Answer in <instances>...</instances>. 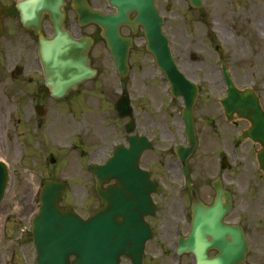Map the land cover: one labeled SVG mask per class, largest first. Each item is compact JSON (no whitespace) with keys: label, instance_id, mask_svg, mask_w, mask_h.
I'll use <instances>...</instances> for the list:
<instances>
[{"label":"rangeland","instance_id":"obj_1","mask_svg":"<svg viewBox=\"0 0 264 264\" xmlns=\"http://www.w3.org/2000/svg\"><path fill=\"white\" fill-rule=\"evenodd\" d=\"M89 1L96 7L103 4V0ZM15 2L16 0H0L1 5L6 8L7 15L10 14V9ZM157 6L165 16L164 31L173 39V50L182 52V56L177 53L176 56L183 73L191 80L200 81L202 84L203 91L197 101L196 115H205V112L210 110L209 87L205 80L209 81V84L211 81L212 119L213 112L218 111L214 102L224 94V90L219 73L220 63L216 52L206 43L207 35L210 33L211 37H216L215 42L225 49L226 61H230L233 53L236 52L247 58L249 62L255 63L256 53L264 57V38L262 41L257 35V33L264 32V0H203V6L199 10L192 9L185 0H157ZM68 16L74 21L72 12H69ZM10 20L11 18L7 21ZM91 29L86 28L84 32H90ZM239 34L242 38L238 43L236 37ZM211 44H213L212 41ZM210 52L211 57L208 55ZM192 54L197 57L191 60L193 62L189 60ZM92 55L96 59L105 61L104 65H108V59L101 45L94 49ZM145 61L140 54L139 57L135 56L133 97L134 104L141 114H144L145 110L156 112V105L162 99L157 89L160 94L149 101L151 107H147L146 100L141 101L144 92L146 91L147 94L154 85L152 76L148 73L149 68L146 70L147 74L142 71L146 67ZM234 67L231 75L237 87L243 88L255 83V68L240 70L237 63ZM100 73L101 75L94 81L87 83L91 89L90 96L87 98L88 108L79 107L80 110H87L86 112L83 113L76 108L75 110L79 111L72 110L70 113H65L66 107L68 109L73 107L71 103L73 99L58 103L49 102V149L43 145L44 138L40 139L42 146H36V148L39 147L37 150L33 149L31 119L23 116L19 119L5 118L4 147L0 151V158L8 163L10 179L6 196L0 204V216L6 212L7 218H14L17 213L15 208L25 206L24 198H26V206L29 205V197L39 192L45 179L64 180L68 183V189L59 200V206H67L82 217L94 211L97 206L95 183L88 172V166L101 162L108 156L112 145L111 128L115 115L112 106L114 98L108 92V87L112 83L109 66L102 68ZM143 88L146 90L144 91ZM81 126L84 127L85 133L81 130ZM201 137L202 145L196 149L191 160L197 164L196 176H204L208 171L207 158L204 157V153L207 152V148H210L209 143H205L210 136ZM214 139L215 136L211 130V178L214 176L213 172L215 173L213 171L215 151L217 154L222 152L221 146L217 147ZM163 142H158V144L163 143L165 149L170 143H184V138L181 134L166 135ZM155 150L160 152L157 148ZM168 152L167 150L166 153ZM148 154L152 155V153ZM50 157L55 159L53 165L48 163ZM161 188L166 190L162 186ZM160 207L162 211L159 220L165 217L163 205L160 204ZM240 208V203L236 201L234 212H239ZM234 215L232 214L229 219L232 220ZM159 231L162 232V229ZM247 232L251 239V254L264 252V244H260V241L263 242L264 239L259 241L251 228H248ZM4 243L2 241L0 244V264H31V258H25L23 252L15 251L16 254L12 256L13 247ZM27 250L30 251L29 247Z\"/></svg>","mask_w":264,"mask_h":264},{"label":"flooded vegetation","instance_id":"obj_2","mask_svg":"<svg viewBox=\"0 0 264 264\" xmlns=\"http://www.w3.org/2000/svg\"><path fill=\"white\" fill-rule=\"evenodd\" d=\"M11 18H16L11 15ZM18 22V20H17ZM15 24V22H12ZM9 24L12 28L20 27L15 30L9 38L0 41V151L3 149L4 119L6 117H33L37 127L45 126L49 129V90L45 86L44 78L37 62V57L33 47L35 39L31 33L23 30L18 24ZM23 30V31H22ZM120 33L125 38H130L132 46L128 51L127 64L128 73L122 83L124 91H127L130 98H133V63L135 56L140 54L139 48L143 49L144 38L141 31L132 32L127 27H122ZM93 44L101 45L106 50L105 43L101 39L99 30L95 28L92 32ZM263 41L264 32L257 33ZM81 33L77 34V37ZM235 37V35H234ZM238 43L242 36L236 37ZM234 41V40H233ZM260 51V50H259ZM177 54L181 52L176 51ZM233 58L226 61L225 64L229 70H233L237 63L240 70L255 68L256 79L254 84L255 96L257 99L256 109L259 113L257 131L262 133L264 126L262 119L264 117V57L256 53V62H249L247 58L239 53L234 52ZM225 58V55L223 56ZM241 60V62H240ZM239 61V62H238ZM105 61L97 58V64L100 65ZM111 70L118 77L113 63L111 61ZM214 66V64H213ZM235 68V67H234ZM143 71V70H142ZM138 77V74H137ZM136 77V78H137ZM211 80V78H210ZM209 87L208 101L210 110L205 115L194 116L196 133L200 136H210L205 143H209L210 148L204 153L207 158L206 167L208 171L204 176L197 175V164L190 163L188 169L191 180V186L197 201L204 206H211L214 201L215 192L212 188V182H218L221 188L231 196L232 205L229 213L224 217V224H235L244 230L246 241L249 247L244 257V264H264V252L251 254L250 237L247 232L248 228L252 229L256 238L260 241L264 239V141L263 136H258L256 141L244 138L238 141L239 137L250 131L252 126L249 121L237 119L228 122L223 115L218 98L214 102L218 111L213 112L211 119V81L205 80ZM114 92L118 89L113 86ZM144 91L146 88H143ZM146 92V91H145ZM144 97L147 107L153 97L158 95L156 90L151 88ZM38 105L45 107L43 117L40 118L36 108ZM181 101L161 99L156 105L154 113L145 110L143 113L133 112L131 118H120L118 115L111 128L113 139L117 140L114 145L124 143L127 146V127L132 124L134 133L143 136L154 135L161 136L177 131L181 124L180 112ZM212 125V126H211ZM211 130L215 136L214 143L222 148V152L217 154L215 151L213 168V177L211 178ZM125 136L120 138V134ZM199 141H203L200 137ZM113 151V150H112ZM217 154V155H216ZM158 156V155H157ZM152 157L148 160L147 165H157L156 176L161 183L162 189L158 196L160 213L162 211L160 204L163 205L165 217L159 220V217L146 219L152 228V232L157 233V238L145 243L143 248L141 264H200L195 252L177 253L179 238L185 239L188 236L193 220V193L187 189L182 181L181 170L176 158L166 159ZM181 183L180 187L178 184ZM112 184L115 185L113 182ZM159 186V190L161 188ZM236 201L240 203V211L234 212ZM101 204L98 202L96 209ZM31 209L30 204L24 207H18L14 218H7L6 212L0 216V244L4 241L7 246H13L12 256L15 251L23 252V256L30 257L31 253L35 259V250L33 247L34 237L32 234V222L37 212L36 208ZM234 212V213H233ZM235 214L230 220L231 215ZM6 221L5 224L2 221ZM162 229V232L159 231ZM211 244V239L206 240ZM260 244H264V241ZM30 247V253L26 249ZM206 258L211 263V257L219 254L217 250H211L210 247L205 249ZM120 264H132L131 260L122 258Z\"/></svg>","mask_w":264,"mask_h":264},{"label":"water","instance_id":"obj_3","mask_svg":"<svg viewBox=\"0 0 264 264\" xmlns=\"http://www.w3.org/2000/svg\"><path fill=\"white\" fill-rule=\"evenodd\" d=\"M106 1L116 10L114 15H103L93 10L87 0H72L71 6L81 25L96 23L101 27L102 36L107 41L120 71L125 68L126 46H121L123 49L115 48L114 39H118V26L129 24L134 27L137 23L143 26L148 41V51L155 56L157 66L166 75L173 95L180 94L184 99L183 117L188 121L189 147H179L176 150L179 157L184 159L196 144L191 113L197 97V88L184 78L172 61L167 39L161 34L162 19L157 14L154 0ZM188 1L196 8L202 5L201 0ZM64 5L63 0H24L16 5L21 23L28 30H32L38 38V55L45 72L46 84L49 86L51 95L56 99H62L70 90H74L78 83L95 75V71L89 67L87 57L91 41L75 40L62 29L65 20ZM132 11H135L137 16L133 23H130L128 15ZM43 14L48 15L54 27V36L51 39L45 38L40 29ZM116 49L120 52L117 53ZM225 78L230 97L222 100L221 103L226 115L229 117L231 112L236 111L239 117L250 120L253 127L247 136L255 140L261 134L257 131L259 117L257 120L255 98L249 97L253 93L248 90L237 91L227 74ZM262 122L264 123V118ZM147 147L148 142L145 139L134 136L130 138L129 149L120 148L118 155L108 160L103 166H91L90 171L97 180L98 196L105 207L87 220L80 219L67 208L61 210L57 207V202L66 189L65 183L46 182L40 196V216L34 226L36 237L34 244L38 253L36 264H118L120 255L140 254L148 232L137 220H133L131 214L137 211L133 210L131 213L130 203L121 195L129 191H133L135 196L140 191L147 195L155 189V184L147 182V174L137 168L138 157ZM113 177L118 178L120 187L109 188L106 192H102L100 185ZM5 181V171L0 166V200L3 196ZM216 192L217 199L211 207V226L215 223L217 225L214 226L215 232H220V218L229 208L230 202L227 200L226 205H221L222 192L218 188ZM146 200L150 205V200L147 198ZM118 216H123L122 223H116ZM212 216H216V220ZM239 233L232 229L227 234L229 240L225 244L227 247L224 257L217 258L216 264H232L235 257L237 261H240L247 247L244 237ZM48 234L49 242L46 241ZM216 248L220 249L218 244ZM70 256L74 257L72 262H69Z\"/></svg>","mask_w":264,"mask_h":264}]
</instances>
